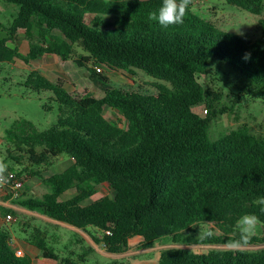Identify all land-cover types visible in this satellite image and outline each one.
Masks as SVG:
<instances>
[{
  "label": "trees",
  "instance_id": "1",
  "mask_svg": "<svg viewBox=\"0 0 264 264\" xmlns=\"http://www.w3.org/2000/svg\"><path fill=\"white\" fill-rule=\"evenodd\" d=\"M0 1L19 8L12 23L0 29V65H28L46 54L69 61L78 44L94 68L140 71L161 82L155 94L132 93L114 88L88 67L91 83L103 93L96 98L89 92L71 94L62 80L51 82L32 71L24 85L52 94L57 122L39 131L32 122L16 121L7 138L19 144L30 167L48 171L62 156L72 165L48 176L38 171L50 193L42 199L26 196L16 204L81 230L98 229L102 236L97 242L115 255L128 251L129 240L137 236L147 248L164 237H173L177 245L183 231L201 222L215 223L222 235L200 244L227 246L237 236L240 216L255 213L264 221L255 203L264 197V138L240 125L212 140L213 121L234 109L220 108L223 93L183 70L198 66L208 74L214 68L217 80L236 90L237 97L241 93L264 102V17L259 36L249 42L196 15L192 4L182 24L165 29L149 19L161 0ZM224 1L254 16L264 12V0ZM20 30L29 40L26 55L13 46ZM202 105L205 117L194 112ZM106 107L118 112L126 126L109 121ZM101 185L110 188L113 197L84 205ZM23 232L43 259L75 264L61 258L44 230ZM262 244L264 237L254 235L245 247ZM0 264H32L29 257L16 256L7 227L0 229ZM155 264H264V248L197 254L173 247L162 250Z\"/></svg>",
  "mask_w": 264,
  "mask_h": 264
},
{
  "label": "rangeland",
  "instance_id": "2",
  "mask_svg": "<svg viewBox=\"0 0 264 264\" xmlns=\"http://www.w3.org/2000/svg\"><path fill=\"white\" fill-rule=\"evenodd\" d=\"M60 3H67V0H56ZM192 11L205 20L214 22L221 29L236 33L249 42L254 41L260 34L259 21L264 17V12L261 17L254 16L245 12L237 7L228 5L224 0H193L191 5ZM19 8L13 5H7L0 1V25L1 27L8 26L12 23ZM0 27V29H1ZM24 33V32H23ZM3 36V33L0 34ZM25 37V43L20 42L23 49L28 46L29 40ZM24 41V40H23ZM26 45V46H25ZM77 60L84 63L85 67H79ZM40 61V60H39ZM35 62L28 68L21 62L17 65L3 64L0 67V159L8 165L7 171H14L22 175L26 181V187L31 192V187L40 183L39 176L36 175L38 171H41L43 176L49 174H57L67 165V157L56 159L54 164L48 171L44 168L30 167L24 153L19 149V144L10 141L7 138V131L12 128L16 121L26 120L32 122L39 131H45L50 129L56 124L58 118V109L55 103L52 101V94L50 92H36L27 88L24 83L29 77L30 73L35 69H47L46 65L42 62ZM88 67H93V61L89 55L77 44L74 47L71 59L68 62H62L60 59H56L50 63L49 70L50 75L58 74L60 78L55 82L62 80L66 85V90L71 94H83L85 92L91 93L96 98H101L103 93L97 90L89 79ZM96 69V68H94ZM185 73L198 81L201 85L211 86L212 89H219L223 93V97L220 101V108H232L234 112L232 114L227 113L216 118L209 128V136L212 140H218L228 134L231 130L236 129L240 125H247L252 133L264 138V102L251 100L249 97L243 96L240 93V97H237V91L226 86L225 81H220V76L216 73V69L211 68L208 74H204L198 66H191L183 69ZM97 71V69H96ZM98 74L107 79L114 88L122 89L132 93H145L155 94L157 92L156 85L161 82L151 79L143 72L135 71V74H131L123 71H110L102 69V72ZM53 80L56 77L52 78ZM50 81V80H49ZM52 106L54 109L47 111L46 107ZM194 112L201 117L207 116L205 105H202ZM105 117L117 125L122 127L126 126L125 121L118 112H115L106 107ZM18 145V146H17ZM10 151L11 155L8 153ZM12 157L19 158L20 161L13 160ZM63 159V160H62ZM43 169V170H42ZM42 188L43 186H39ZM39 188V190H40ZM44 188L50 190L47 186ZM99 193L96 195V199L109 196L113 197V192L105 185L98 187ZM72 192L64 196L65 199H69ZM8 213L0 210V217L4 219ZM13 218L16 221L10 223L6 222L9 232L18 237L24 238L25 233L23 228L28 229L34 226L44 227L45 224L40 221L30 220L27 217H20L19 212H11ZM21 221H20V219ZM18 219V220H17ZM32 226L31 225V222ZM211 231L215 236L222 235V232L215 223H197L188 230L181 233V241L175 245L173 237H164L155 242L152 246H157V250L154 251L150 260L156 261L157 255L168 248H183L190 250L197 254L208 253L211 250H233L228 246L223 245H208L200 244L199 241L204 239V233ZM65 231H61L63 233ZM69 235L68 232H65ZM255 236L264 237V225L260 224L256 228ZM264 244L255 247H243L239 250H259L263 249ZM62 246L56 247V252L63 250ZM140 250L141 246L134 248ZM236 251V250H233ZM143 258L142 260H146ZM148 260V259H147ZM104 263H107L105 259H102ZM92 263V262H91ZM90 263V264H91ZM94 264V263H93Z\"/></svg>",
  "mask_w": 264,
  "mask_h": 264
},
{
  "label": "crops",
  "instance_id": "3",
  "mask_svg": "<svg viewBox=\"0 0 264 264\" xmlns=\"http://www.w3.org/2000/svg\"><path fill=\"white\" fill-rule=\"evenodd\" d=\"M1 27V25H0ZM23 30H20L16 35V42L13 46L17 47L20 52L24 55H26L29 51L28 46H26L23 49V45L21 48L20 42L25 43V32L23 33ZM24 40V41H23ZM59 59L58 57L54 55H43L39 57L35 61H31L28 65H25L26 68L29 66H33L35 62L39 61L46 65L47 69H38L35 68L33 71H38L41 75H43L46 79L50 80L51 82H55L60 78L58 74L50 75L51 71L49 70L50 63L54 60ZM19 61L14 62L11 65H17ZM62 62H68V61H62ZM23 64V63H22ZM24 65V64H23ZM2 65H0L1 67ZM56 77L55 80L52 78ZM64 88L66 89V85L64 84ZM0 141V146H1ZM59 160V159H58ZM63 160V159H62ZM72 165V161L70 159H67V165L60 171H65L69 166ZM39 186H43L40 188ZM44 184L41 182L38 184H35L31 187V192L27 189L25 185V194L27 197H34L42 199L45 194L50 193V190L44 188ZM40 188V190H39ZM99 193V191H98ZM94 196L92 199L86 201L84 205H89L95 200H97ZM0 210H5L6 213L11 214V212H19L20 217L22 216L27 217L30 220L34 221H40L45 224L44 227H38L34 226L36 228L42 229L45 231V233L48 236V240L51 244V246L55 249L56 247L62 246L64 249L59 250L57 252L62 259H71L75 264H155L158 263L160 259L161 252L157 255L156 261L150 260L152 258L154 251L157 250V246L152 247H143V238L140 236L134 237L129 240V249L123 254L115 255L110 254L106 251V249L103 247V244H99L97 241H100L102 233L94 228V227H88L85 230H81L78 228H75L73 226H70L68 224L53 220L47 216L41 215L37 212H31L28 211L18 204H16L14 201L8 200L7 198H3L2 204L0 206ZM11 211V212H10ZM19 217V219H20ZM18 220V219H17ZM14 221L16 219L14 218ZM21 221V219H20ZM33 221L31 222L32 226ZM8 224L5 223L4 219L0 217V229L7 227ZM33 228V227H32ZM24 230V228H23ZM61 231L68 232L69 235H66L65 232L61 233ZM11 246L14 251H20L23 254V257H29L32 260V264H57L56 262L45 260L41 257L40 251L30 245L28 242H26L25 237L24 238H18L11 234ZM137 246H141L140 250H135ZM143 258H147L146 260H142ZM102 259H105L108 261L107 263H104Z\"/></svg>",
  "mask_w": 264,
  "mask_h": 264
},
{
  "label": "clouds",
  "instance_id": "4",
  "mask_svg": "<svg viewBox=\"0 0 264 264\" xmlns=\"http://www.w3.org/2000/svg\"><path fill=\"white\" fill-rule=\"evenodd\" d=\"M192 0H161L158 9L149 13V19L158 23L162 28L179 25L184 22V18L189 11ZM250 53L244 59H249ZM8 165L0 159V186L8 183L12 179L11 175L6 174ZM255 203L259 206L260 213L264 214V197L258 198ZM264 223L255 213H245L237 220V236L228 241V248L239 250L245 247L255 235L258 225ZM213 232L204 233L205 238L213 236Z\"/></svg>",
  "mask_w": 264,
  "mask_h": 264
},
{
  "label": "built area",
  "instance_id": "5",
  "mask_svg": "<svg viewBox=\"0 0 264 264\" xmlns=\"http://www.w3.org/2000/svg\"><path fill=\"white\" fill-rule=\"evenodd\" d=\"M96 69L97 72H102L101 68ZM6 174L11 175L12 179L9 180V182L4 184L3 186H0V206L2 204L3 198H7L8 200L16 202L26 197L25 178L19 177L14 171H8ZM5 221L8 223L14 221L12 214H7L5 217ZM107 234L109 235L110 233L107 232ZM103 247H105V245H103ZM15 253L17 257H23L22 252L15 251Z\"/></svg>",
  "mask_w": 264,
  "mask_h": 264
}]
</instances>
